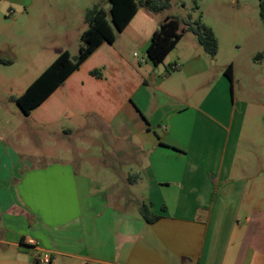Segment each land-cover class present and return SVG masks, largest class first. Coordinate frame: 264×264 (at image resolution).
Listing matches in <instances>:
<instances>
[{
	"label": "crops",
	"instance_id": "0c3cea01",
	"mask_svg": "<svg viewBox=\"0 0 264 264\" xmlns=\"http://www.w3.org/2000/svg\"><path fill=\"white\" fill-rule=\"evenodd\" d=\"M138 21L26 115L38 135L52 128L45 135L55 139L108 134L127 144L112 153L128 152L130 171L104 163L109 184L0 140V264H39L43 255L51 264H264L259 184L241 153L248 101L228 65L212 75L196 35V51L170 58L173 49L155 65L147 54L155 24ZM143 204L158 219H144Z\"/></svg>",
	"mask_w": 264,
	"mask_h": 264
},
{
	"label": "rangeland",
	"instance_id": "374dc122",
	"mask_svg": "<svg viewBox=\"0 0 264 264\" xmlns=\"http://www.w3.org/2000/svg\"><path fill=\"white\" fill-rule=\"evenodd\" d=\"M259 3L260 0H172L171 7L162 12L140 7L137 20L146 28L155 24L159 30L162 16L168 13L182 20H200L212 28L218 51L214 57L206 54L211 73L218 78L221 65L232 64L236 95L249 103L241 153L242 159L253 167L251 179L259 184L260 209L264 210V23ZM97 4H105L106 8L108 3L107 0H0V140L29 160L40 156L47 162L68 161L80 172L99 181L107 178L110 184L114 172L108 168L105 176L102 166L107 163L118 171L123 168L119 172L130 171L131 155L123 152L118 157L112 153L114 148L127 151L130 146L119 145L108 134L91 138L72 135L67 141L66 136L55 139L45 135L52 131L50 128L38 135L36 125L10 100L11 96L21 95L62 49H68L73 58L79 55L84 46L82 33L88 27L86 12ZM180 32L183 36L170 58L197 49L189 42V37L195 34L184 22ZM174 62L166 63L170 73L178 70L172 68ZM5 252L0 245V253Z\"/></svg>",
	"mask_w": 264,
	"mask_h": 264
},
{
	"label": "trees",
	"instance_id": "16d2710c",
	"mask_svg": "<svg viewBox=\"0 0 264 264\" xmlns=\"http://www.w3.org/2000/svg\"><path fill=\"white\" fill-rule=\"evenodd\" d=\"M172 0H107L109 9L105 4H97L89 9L85 15L88 28L83 31L84 46L80 48L75 58L72 54L63 51L19 96H11L10 100L16 103L25 115H29L43 101H45L104 41L113 43L117 33L123 31L137 14L140 7L153 12H162L171 7ZM260 16L264 23V0H260ZM184 22L198 37L201 45L211 55L218 51V41L214 31L200 20L180 19L167 16L161 23V28L154 32L147 49L149 59L158 65L177 46L183 34L180 25ZM233 84L234 68L230 64L224 71ZM97 74V72H93ZM140 213L144 219L154 221L158 216L153 215L150 205L140 206Z\"/></svg>",
	"mask_w": 264,
	"mask_h": 264
},
{
	"label": "built area",
	"instance_id": "2783aa9c",
	"mask_svg": "<svg viewBox=\"0 0 264 264\" xmlns=\"http://www.w3.org/2000/svg\"><path fill=\"white\" fill-rule=\"evenodd\" d=\"M137 55V54H135ZM31 244H35L34 241H31L30 242ZM37 262L39 264H51V257L49 255H43V256H40L38 259H37Z\"/></svg>",
	"mask_w": 264,
	"mask_h": 264
},
{
	"label": "water",
	"instance_id": "95a60500",
	"mask_svg": "<svg viewBox=\"0 0 264 264\" xmlns=\"http://www.w3.org/2000/svg\"><path fill=\"white\" fill-rule=\"evenodd\" d=\"M107 7H108V8L110 7V3L107 4ZM107 7H106V8H107Z\"/></svg>",
	"mask_w": 264,
	"mask_h": 264
}]
</instances>
